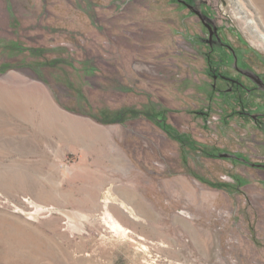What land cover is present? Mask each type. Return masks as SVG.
Here are the masks:
<instances>
[{
	"label": "rangeland",
	"instance_id": "rangeland-1",
	"mask_svg": "<svg viewBox=\"0 0 264 264\" xmlns=\"http://www.w3.org/2000/svg\"><path fill=\"white\" fill-rule=\"evenodd\" d=\"M0 264H264V0H0Z\"/></svg>",
	"mask_w": 264,
	"mask_h": 264
}]
</instances>
